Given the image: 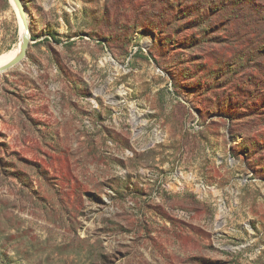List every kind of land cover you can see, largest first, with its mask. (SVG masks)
Listing matches in <instances>:
<instances>
[{
    "label": "rangeland",
    "instance_id": "374dc122",
    "mask_svg": "<svg viewBox=\"0 0 264 264\" xmlns=\"http://www.w3.org/2000/svg\"><path fill=\"white\" fill-rule=\"evenodd\" d=\"M22 2L0 264H264V0H134L116 26L113 0ZM19 41L0 0V55Z\"/></svg>",
    "mask_w": 264,
    "mask_h": 264
},
{
    "label": "trees",
    "instance_id": "16d2710c",
    "mask_svg": "<svg viewBox=\"0 0 264 264\" xmlns=\"http://www.w3.org/2000/svg\"><path fill=\"white\" fill-rule=\"evenodd\" d=\"M110 9H111V6L109 7ZM138 8V9H137ZM112 9H113V11H114V17H115V26L117 25V23H118V13L121 11V10H131V11H136V9L139 11V7H136V5H135V3H134V0H124V3L123 4H121L120 3V0H113V2H112ZM172 9V6H171V8H170V10ZM188 13V11H181V8L180 7H178V8H176V10H175V13H174V16H175V19L174 20H167V21H169V22H163L164 24H167L169 27L170 26H172V25H174V23H176L175 21L177 20H179V19H177L176 18V15H179L180 14V16H184L185 17V15ZM104 18H105V20L108 18V8H106L105 7V9H104ZM181 19V18H180ZM171 21V22H170ZM126 22H131V20H129V19H127L126 20ZM191 22H193L192 20H190L189 22H186V24H190ZM132 25H134V28L136 29V26H137V24H136V22H134V23H132ZM263 47H264V42H263V46H261L260 47V49L261 50H259L258 49V51H260V52H262V51H264L263 50ZM263 54H264V52H263ZM262 55V54H261ZM253 112H264V105H262V102H260L259 104H253Z\"/></svg>",
    "mask_w": 264,
    "mask_h": 264
},
{
    "label": "bare ground",
    "instance_id": "6f19581e",
    "mask_svg": "<svg viewBox=\"0 0 264 264\" xmlns=\"http://www.w3.org/2000/svg\"><path fill=\"white\" fill-rule=\"evenodd\" d=\"M13 10L15 11L19 30L20 37L23 33H25L27 27H29L30 21L28 14L23 10H20L13 1H10ZM20 47H16L15 49L0 55V69L6 66L9 62H11L20 52Z\"/></svg>",
    "mask_w": 264,
    "mask_h": 264
},
{
    "label": "water",
    "instance_id": "95a60500",
    "mask_svg": "<svg viewBox=\"0 0 264 264\" xmlns=\"http://www.w3.org/2000/svg\"><path fill=\"white\" fill-rule=\"evenodd\" d=\"M10 1H13L14 4L20 10H23L24 12L27 13V9H26L24 3L22 2V0H10ZM30 42H31V36H30L29 27H27L25 33H23L20 37V41H19L20 52H19V54L11 62H9L6 66L1 68L0 73L4 72L6 70H9V69L13 68L14 66L20 64L26 58L27 50L29 48Z\"/></svg>",
    "mask_w": 264,
    "mask_h": 264
}]
</instances>
